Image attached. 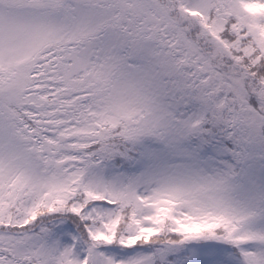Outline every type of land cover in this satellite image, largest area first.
Here are the masks:
<instances>
[{"label": "snow or ice", "instance_id": "obj_1", "mask_svg": "<svg viewBox=\"0 0 264 264\" xmlns=\"http://www.w3.org/2000/svg\"><path fill=\"white\" fill-rule=\"evenodd\" d=\"M0 264H264V0H0Z\"/></svg>", "mask_w": 264, "mask_h": 264}]
</instances>
